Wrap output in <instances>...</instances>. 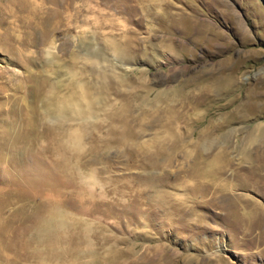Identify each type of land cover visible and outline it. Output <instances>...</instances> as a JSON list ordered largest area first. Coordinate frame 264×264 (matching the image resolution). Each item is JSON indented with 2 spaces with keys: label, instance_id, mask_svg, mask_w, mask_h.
<instances>
[{
  "label": "rangeland",
  "instance_id": "374dc122",
  "mask_svg": "<svg viewBox=\"0 0 264 264\" xmlns=\"http://www.w3.org/2000/svg\"><path fill=\"white\" fill-rule=\"evenodd\" d=\"M9 116L0 264H264V0H0Z\"/></svg>",
  "mask_w": 264,
  "mask_h": 264
},
{
  "label": "bare ground",
  "instance_id": "6f19581e",
  "mask_svg": "<svg viewBox=\"0 0 264 264\" xmlns=\"http://www.w3.org/2000/svg\"><path fill=\"white\" fill-rule=\"evenodd\" d=\"M30 26H32V24L30 23ZM227 79H229V80H231L232 79V77H224V78H219L218 80H220L221 81V84H223V82H224V80H227ZM230 87L232 86V85H229ZM83 88V87H82ZM21 91V90H20ZM41 92V91H40ZM25 94V93H24ZM83 94H85V96H84V99H85V103H86V105L89 107V113H91V110L92 109H90V106H91V101H90V99H89V95H88V92L84 89V92H83ZM35 96V95H34ZM81 96H83V95H81ZM78 98H76L74 95H72V96H69V97H67L66 98V100H63V101H60L58 104H55V109L58 111V113H59V115H58V118L60 117V118H63V117H65L66 116V110H67V108H68V110H69V107H72V106H77V105H79L78 104ZM17 101L18 102H20V104L21 103H26V97H24V98H22L21 97V99H18L17 98ZM55 101V100H54ZM80 101V100H79ZM16 102V101H15ZM84 103V102H83ZM82 103V104H83ZM23 104H21L22 106H25V105H23ZM12 105V104H11ZM18 106V105H17ZM86 106V107H87ZM11 106H9V108H10ZM50 105H49V109L47 110L48 112L49 111H51L50 110ZM78 107V106H77ZM86 107H82V108H85L86 109ZM88 107H87V109L86 110H81V108L79 109V110H77V113H78V115L82 118V119H85V117H86V115L88 114ZM93 107V105L91 106V108ZM15 108V107H14ZM73 108H75V107H73ZM24 109H26V108H24ZM54 109V110H55ZM71 109V108H70ZM52 110H53V108H52ZM73 110V109H72ZM93 111H95V110H93ZM9 112V111H8ZM26 112V111H25ZM55 113V112H54ZM58 113H56V114H58ZM9 114H11V113H9ZM14 114V113H13ZM92 114L93 115H95V112L94 113H91L90 114V116H92ZM49 115H50V113H49ZM75 115V114H74ZM23 116H24V114H23ZM22 116V120L24 119V117ZM72 116V115H71ZM89 116V115H88ZM19 117V116H18ZM72 117H75V116H72ZM68 118H69V116H68ZM21 118H16L15 116H9L8 117V119H5L4 121H0L1 122V124H2V126L0 125V147H3L4 148V151H7L6 149H8V148H10V149H13V150H17V149H19L20 147H25V148H31L32 146H33V148H34V143H32V142H30L29 141V138H28V136L26 135V134H21L20 136L18 135V138L15 140V141H13V143L11 144V142H9L8 140H6V138H8L7 137V132H8V128H7V126L9 125V127H10V125H12V124H15V123H17L16 121L17 120H20ZM74 119H76V118H74ZM88 119V118H87ZM87 119H85V121H87ZM25 120V119H24ZM74 121V120H73ZM82 121V120H81ZM15 122V123H14ZM20 122V121H19ZM21 124H23V123H21ZM26 124V123H25ZM19 125V124H18ZM26 126V125H25ZM61 126V125H60ZM62 127V126H61ZM10 130H11V128H10ZM14 130V129H13ZM12 130V131H13ZM15 130H17V129H15ZM61 130V129H60ZM262 130H264V127L263 128H261V129H259V132H261ZM19 131H20V129H19ZM17 132V131H16ZM18 133V132H17ZM263 133V132H262ZM48 134L49 133H44L41 137H44L45 136V138L48 136ZM15 135V134H14ZM47 135V136H46ZM50 135H52L51 133H50ZM50 137V136H49ZM68 139V138H67ZM83 142V130L82 129H75L74 131H72V133L70 134V137H69V140H68V143L69 144H71L72 146H74L75 148H77V149H79V148H81V143ZM83 144V143H82ZM11 146V147H10ZM32 150V149H31ZM20 152V151H19ZM0 153H1V149H0ZM3 155V153L0 155V161H2V160H4L5 159V156H6V154H5V156L3 157L2 156ZM9 155H12V153H9ZM12 157V156H11ZM15 159V158H14ZM14 161V160H13ZM8 162H10V161H8ZM17 163V162H16ZM10 164V163H9ZM64 165V173H62V175H60L59 177H58V182L61 184H63L64 186H65V184H69L70 183V185H73L74 184V179H73V177H71L69 174H68V172L71 170V166H70V168H69V165L68 164H66V162L63 164ZM50 172V171H49ZM45 174V173H44ZM81 174H82V172H81ZM27 175V174H26ZM50 175V174H49ZM52 176V175H51ZM96 176V175H95ZM48 177V176H47ZM49 179V178H48ZM55 179H56V177H55ZM92 179H93V176H92ZM13 181V180H12ZM45 181V180H44ZM93 181H95L94 179H93ZM46 182V181H45ZM93 183V182H92ZM94 183H96V182H94ZM91 184V183H90ZM43 185V183H39V185H37V186H39V187H41ZM51 185V184H50ZM62 185V186H63ZM55 186V185H54ZM56 187V186H55ZM59 187V186H58ZM54 188V187H53ZM63 188V187H62ZM52 189V188H51ZM22 195H25V196H29V195H32V194H34V192L33 193H30V192H28L27 190H25V189H23L22 190ZM41 195V194H40ZM22 219V218H21ZM28 220H33V221H35V228H36V230H37V232H38V235L39 236H46L50 231H49V229H52V227H56V228H59V226H61L62 225V218L61 217H57L56 215H53V214H51L50 213V210L48 209V208H46V209H44V210H42V211H36V213L35 214H33L32 216H30V217H27V218H24L23 219V221H28ZM243 223H244V225L246 226V222H245V220H243ZM18 224V223H17ZM251 226V225H250ZM16 227V226H15ZM8 228V227H7ZM13 229V228H12ZM15 229V228H14ZM19 230H20V228H19ZM14 231V230H13ZM19 233V232H18ZM34 233V232H33ZM12 236V235H11ZM19 237H21V236H19ZM30 237V236H29ZM32 237H34V236H32ZM34 240V239H33ZM17 241V240H16ZM26 241H28V239L26 240ZM17 242H19V241H17ZM36 242V241H35ZM9 243V242H8ZM17 244V243H16ZM19 244V243H18ZM26 244V243H25ZM30 244V243H29ZM22 245V244H21ZM20 245V246H21ZM27 246H28V244H26ZM14 247V246H13ZM17 248V247H16ZM24 249V248H23ZM52 254H54V255H56V254H58L57 253V251H52L51 252ZM71 253V252H70ZM61 254V253H60ZM63 254L64 253H62V256H63ZM65 255V254H64ZM64 257V256H63ZM197 258V257H196ZM122 259V258H121ZM195 260V259H194ZM199 260V259H198ZM200 261V260H199ZM199 261H194V262H191V263H189V261L187 262V264H202L201 262H199ZM111 264H119V262H118V258L116 257L115 258V260L111 263Z\"/></svg>",
  "mask_w": 264,
  "mask_h": 264
}]
</instances>
